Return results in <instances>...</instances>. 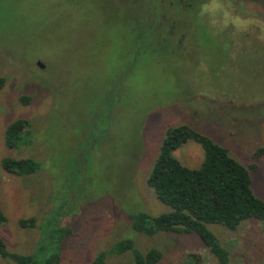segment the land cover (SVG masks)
I'll use <instances>...</instances> for the list:
<instances>
[{"label": "rangeland", "instance_id": "obj_1", "mask_svg": "<svg viewBox=\"0 0 264 264\" xmlns=\"http://www.w3.org/2000/svg\"><path fill=\"white\" fill-rule=\"evenodd\" d=\"M248 1L233 14L219 0L193 9L174 0H0V236L10 251L34 254L57 215L71 227L60 264H92L124 238L161 250L157 264H221L195 233L148 236L132 217L170 209L147 179L167 129L180 124L257 164L253 187L264 199V156L254 157L264 146V0ZM20 117L30 134L9 147L6 128ZM174 154L198 167L204 149L188 141ZM5 157L40 169L11 174ZM31 217L35 226L20 223ZM209 227L230 251L228 264L261 263V221ZM0 264L16 263L0 256ZM106 264H133L132 254Z\"/></svg>", "mask_w": 264, "mask_h": 264}, {"label": "trees", "instance_id": "obj_2", "mask_svg": "<svg viewBox=\"0 0 264 264\" xmlns=\"http://www.w3.org/2000/svg\"><path fill=\"white\" fill-rule=\"evenodd\" d=\"M156 23L151 28L154 31L161 24L160 21ZM5 83L6 77L0 75V89ZM20 101L29 104L31 97L22 95ZM29 132L28 119L20 117L13 120L5 132L7 145L18 147ZM188 141H196L204 149V158L198 167L183 164L174 154L176 149ZM262 156L264 146L254 152L256 159ZM2 167L14 175H29L38 171L40 164L31 158L5 157ZM256 167L257 164L246 165L239 161L228 147L188 124L169 127L147 182L156 197L170 209L155 216L140 212L132 217V227L148 236L159 231L193 232L207 245L219 263L228 264L230 251L210 229L209 224H219L230 231L237 230L248 220L255 219L264 224V199L256 194L253 187L252 169ZM6 221L7 216L0 208V225ZM20 223L24 227H33L36 218L22 219ZM70 232L71 227L62 225L55 215L49 222L47 232L40 238L41 242L34 254L10 251L0 236V256L16 264H60L61 245ZM125 253L132 254L133 264H157L163 256L159 249L143 251L134 239L124 238L110 249L98 252L92 264H106L109 255ZM200 263V257H192L180 264ZM260 264H264V258Z\"/></svg>", "mask_w": 264, "mask_h": 264}, {"label": "flooded vegetation", "instance_id": "obj_3", "mask_svg": "<svg viewBox=\"0 0 264 264\" xmlns=\"http://www.w3.org/2000/svg\"><path fill=\"white\" fill-rule=\"evenodd\" d=\"M174 1H178L179 3H181V5L183 7H185L186 9H193L196 7L195 3L198 2L199 3V7L200 5L202 6V4H205V0H174ZM220 2L222 1L224 3V6L228 7L227 9H229L228 11H231L232 13L235 11V8L238 5V2H240L241 0H219ZM254 0H250L248 1V4H253ZM223 7V6H222ZM224 7V8H225ZM235 14V13H233Z\"/></svg>", "mask_w": 264, "mask_h": 264}, {"label": "water", "instance_id": "obj_4", "mask_svg": "<svg viewBox=\"0 0 264 264\" xmlns=\"http://www.w3.org/2000/svg\"><path fill=\"white\" fill-rule=\"evenodd\" d=\"M38 65L41 66V67H43V64L41 62H38Z\"/></svg>", "mask_w": 264, "mask_h": 264}]
</instances>
